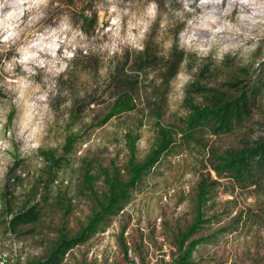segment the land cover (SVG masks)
Wrapping results in <instances>:
<instances>
[{
    "label": "rangeland",
    "instance_id": "obj_1",
    "mask_svg": "<svg viewBox=\"0 0 264 264\" xmlns=\"http://www.w3.org/2000/svg\"><path fill=\"white\" fill-rule=\"evenodd\" d=\"M6 5L3 14L12 11ZM24 7L18 38L0 41V140L10 145L0 148V264H57L52 249L81 235L109 202L110 186L128 184L131 164L143 166L160 149L162 133L167 149L129 189L123 210L60 264H179L191 247L185 264H264V0ZM65 18L71 30L61 33ZM37 41L59 44L55 57L39 52L47 63L30 64L34 75L18 63L6 70L18 48ZM53 64L67 67L56 73ZM22 78L25 100L39 106L32 126L40 131L29 143L40 147L27 152L18 136L26 109L14 102ZM122 91L133 107L116 115ZM222 103L227 122L189 125L196 112ZM249 152L241 170L229 165ZM32 208L36 221H12Z\"/></svg>",
    "mask_w": 264,
    "mask_h": 264
},
{
    "label": "trees",
    "instance_id": "obj_2",
    "mask_svg": "<svg viewBox=\"0 0 264 264\" xmlns=\"http://www.w3.org/2000/svg\"><path fill=\"white\" fill-rule=\"evenodd\" d=\"M191 16H194V25H195L202 16V13L200 9H197L196 12L191 13ZM192 28L193 26L191 27V31ZM148 60H150L149 53H147V55L142 56L140 59L141 63ZM166 69L167 72L170 73L171 75L172 69L170 65ZM132 103H133V98L129 94V91H122L116 98L115 108L113 112L116 115L125 113L132 109L133 107ZM229 108L230 107L228 105H225L224 103L213 108H202L200 111L196 112L193 115V117L190 119L189 125L195 126L196 124H200L205 121L206 122L220 121L223 124L227 122V117L230 114ZM168 142L169 140L167 134L162 133V143L160 149L156 153H154L143 166L139 167V166H133V164H131L132 175L130 182L126 185L114 184L110 186L111 197L109 199V202L105 206L101 207L99 213L94 215V217L88 223L87 227L84 229V231L81 233L80 236L72 239L62 237L59 243L57 244V246L54 249H52L50 260L55 258L59 259V262L57 264H60L64 259L65 255L69 251H71L72 249L76 248L79 245L86 243L90 239V237H92L94 234L98 233V231L103 229L102 225L106 222V220L110 219L112 215H115L118 212L122 211L124 205L127 203L129 189L135 187L139 183L140 176L143 174L144 171L154 167V165L158 162L160 153H162L167 149L169 145ZM252 156L253 154L251 152L236 156L229 165H231L232 167H236L237 170H241L242 167L241 165H243L244 161L250 159L252 160ZM36 217H37V211H35V209L32 208L16 216L15 218H13L12 221L18 219L23 222L25 221L27 223H31L33 221H36ZM193 251H194V247H191L189 250H186L184 252L183 262L181 261L179 264H185L184 262L191 258ZM49 263L50 262L45 261V262H39L37 264H49Z\"/></svg>",
    "mask_w": 264,
    "mask_h": 264
},
{
    "label": "clouds",
    "instance_id": "obj_3",
    "mask_svg": "<svg viewBox=\"0 0 264 264\" xmlns=\"http://www.w3.org/2000/svg\"><path fill=\"white\" fill-rule=\"evenodd\" d=\"M5 3H10L12 7V11H9L7 14H3L2 10L5 7ZM46 4L47 0H0V16L3 18L0 19V32H3L5 34L0 35V41H8L12 40L14 38H18L19 33L16 31V29L19 27V24L17 23L20 18L23 16L25 12V5H27V10H31L34 7H38L40 4ZM156 4L151 3L148 6L147 9V15L151 18H155L156 15ZM185 8H187V5H185ZM110 12H116L115 7H111L109 9ZM119 17L117 16L116 19L113 20V23L118 24ZM5 21H8V23H5ZM140 23H143L141 21ZM135 27L138 25H134ZM147 24H144L143 29L140 32L141 37H143L144 31L147 30ZM66 30H71V25L67 22V18L61 23L59 27V32H64ZM219 31V29H217ZM52 37L57 36V31L53 30L51 33ZM75 38V37H73ZM43 39V38H41ZM128 39L135 40V37L132 36L131 31H129ZM59 47V44H56L53 42L51 45H43L40 41L34 42L27 47H21L17 49V52L20 54L19 58L13 57L12 61H10L7 64L6 70L11 71L14 66L18 63L23 66V70L28 73V75H34V69L30 66V64H36L39 67H43L47 62L43 59L39 58V52L48 51L51 50V55L55 57L56 52L55 49ZM75 47V45H73ZM64 55L68 58H71L73 53L65 50ZM53 68H55V64L52 65ZM67 67V65L62 64L60 68H55V72L59 73L64 70V68ZM52 69H49L51 71ZM20 85L21 91L19 92V96L17 101H14L20 106L19 102L23 101V106L26 109L25 111V119L21 121L20 123V131L18 133V136L23 138L25 141V148L24 151L27 152L29 149H38L40 147V144L38 142H32L34 141L35 135L40 131L39 127H33L32 126V120L37 115L36 109L39 107L35 102L29 103L24 98V91L23 89L28 87V84L26 82V78H22L20 81L17 82ZM39 100H45L46 94L41 95L38 97ZM46 107V106H45ZM6 122V121H4ZM3 129V122H0V131ZM27 133V135H25ZM9 135L11 133L9 132ZM10 145L4 143L2 140H0V148H9Z\"/></svg>",
    "mask_w": 264,
    "mask_h": 264
},
{
    "label": "bare ground",
    "instance_id": "obj_4",
    "mask_svg": "<svg viewBox=\"0 0 264 264\" xmlns=\"http://www.w3.org/2000/svg\"><path fill=\"white\" fill-rule=\"evenodd\" d=\"M6 4H7L6 5L7 9L11 8V4L10 3H6ZM241 10H243L244 12H247L248 11V9L247 8H244V6L242 7V5H241ZM7 23H8V21H7ZM206 24H207V21H205L203 24H201V26H204ZM203 30H209V28H204Z\"/></svg>",
    "mask_w": 264,
    "mask_h": 264
}]
</instances>
